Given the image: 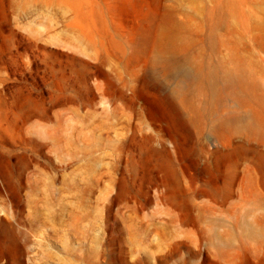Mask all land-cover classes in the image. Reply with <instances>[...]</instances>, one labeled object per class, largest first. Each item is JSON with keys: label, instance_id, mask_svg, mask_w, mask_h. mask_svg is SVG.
<instances>
[{"label": "rangeland", "instance_id": "374dc122", "mask_svg": "<svg viewBox=\"0 0 264 264\" xmlns=\"http://www.w3.org/2000/svg\"><path fill=\"white\" fill-rule=\"evenodd\" d=\"M0 264H264V0H0Z\"/></svg>", "mask_w": 264, "mask_h": 264}, {"label": "bare ground", "instance_id": "6f19581e", "mask_svg": "<svg viewBox=\"0 0 264 264\" xmlns=\"http://www.w3.org/2000/svg\"><path fill=\"white\" fill-rule=\"evenodd\" d=\"M14 243H16V242L14 241ZM12 244H13V243H12ZM17 244H18V243H17ZM17 244H14V245H17ZM15 247H16V246H15ZM15 247H14V248H15ZM14 248H13V249H14ZM22 249H23V248H22ZM20 250H21V249H20ZM18 251H19V249H18ZM18 254H19V253H18ZM24 254H25V253H24Z\"/></svg>", "mask_w": 264, "mask_h": 264}]
</instances>
